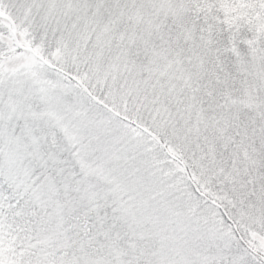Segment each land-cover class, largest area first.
<instances>
[{
  "label": "snow or ice",
  "instance_id": "snow-or-ice-1",
  "mask_svg": "<svg viewBox=\"0 0 264 264\" xmlns=\"http://www.w3.org/2000/svg\"><path fill=\"white\" fill-rule=\"evenodd\" d=\"M0 264H264V0H0Z\"/></svg>",
  "mask_w": 264,
  "mask_h": 264
}]
</instances>
